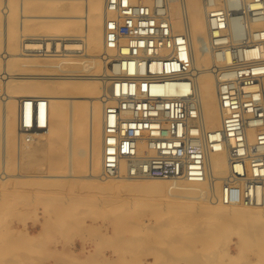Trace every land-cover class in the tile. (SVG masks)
Returning a JSON list of instances; mask_svg holds the SVG:
<instances>
[{"label": "built area", "instance_id": "2783aa9c", "mask_svg": "<svg viewBox=\"0 0 264 264\" xmlns=\"http://www.w3.org/2000/svg\"><path fill=\"white\" fill-rule=\"evenodd\" d=\"M174 0H107L105 45L114 52L103 96L102 176L208 180L209 156L228 153L222 204H264V0H204L221 127L202 117L187 31L174 28ZM48 100L20 102L19 143L47 124ZM45 119L41 121V112ZM257 130L255 139L250 130Z\"/></svg>", "mask_w": 264, "mask_h": 264}, {"label": "bare ground", "instance_id": "6f19581e", "mask_svg": "<svg viewBox=\"0 0 264 264\" xmlns=\"http://www.w3.org/2000/svg\"><path fill=\"white\" fill-rule=\"evenodd\" d=\"M106 1L19 0L14 3L13 0H3L1 2L0 40L2 39L4 43L2 58L5 59L3 66L0 68V102H2V106H0L2 107L3 120L1 139L3 146L7 150L9 142L20 136V133L18 136L16 132L15 115L17 113H15V109L21 96L47 94L51 97L47 112L48 134L57 138L56 159L65 161L64 157L67 153L68 156H66L69 157V160L67 159L66 168L70 165L69 163L78 161L80 163L79 168H81V171L83 169V172L78 174V171H75L67 174L60 171L59 173L42 174L38 177L54 180L67 177L69 179L66 180L71 181L85 179L101 191L172 196L174 197L171 198V200L174 199L173 201L160 202L161 204L157 208L158 213L165 214L166 209L174 207L175 204H178L177 208L192 206L195 212L205 213L204 215H207L208 218L207 216L204 217L210 218V220L213 219L220 225H229L239 229L245 225L259 228L257 230H254L256 228L247 230L246 234L239 233L237 239H228L227 244L223 246V252L221 254L216 253L223 257L224 264L238 262L250 255V251L247 249L250 244H254V251L251 255L261 254L264 251V204L260 206L226 205L219 201L221 184L228 174L227 152H215L209 156V178L203 182L173 179L106 178L102 176V116L105 105L103 96L112 78V60H108V58L114 54L113 51L107 50L105 45ZM137 1L148 2L149 0ZM2 3L3 8H1ZM49 4L56 15H49L52 18L43 21L39 17L46 18L44 17L47 16L45 11ZM63 8L68 9L72 14L62 15L69 13V11H62ZM16 10L19 11V18L23 26L20 30L16 27ZM75 10L80 14H73ZM171 16L176 30L189 33L191 50L188 54L182 51L180 56L183 59L190 58L192 61V68L196 75L197 92L202 103L203 121L208 130H215L221 127L222 117L219 110L218 82L212 71L215 60L213 53L202 47V43L208 40L210 36L204 0H174L171 5ZM79 25L81 26L79 34L68 33L76 30L77 27L79 28ZM260 26L262 27L264 24H260ZM19 47L22 53L18 51ZM24 53L34 55V57H23ZM104 54H106L105 58ZM18 57L20 59L10 63L11 59ZM16 64L31 71L25 73L12 72L11 67ZM68 118L69 126L67 128L66 120ZM44 119L45 111L41 112V121L43 122ZM256 132L257 130H250V140L255 139ZM42 135L44 137L45 134L42 133ZM36 140L37 138L29 144V147L35 148L40 145L36 144ZM66 141H69L67 152L64 148ZM48 144L51 145L50 142ZM21 147L19 146L20 151ZM4 175L8 177L6 173L1 174L0 177L5 179ZM17 177L22 179L25 175L20 172ZM15 197L18 203L22 201L23 196L20 189L17 190V196ZM114 206L119 205L115 203ZM136 206V201L129 203L130 209ZM154 208L156 209V207ZM119 225L121 226V224ZM30 230L32 229L24 224L19 232L26 237L36 236V239L43 236L45 232H49V229L43 223L42 227L34 234ZM13 231L15 232L16 229H12ZM211 231L212 227L207 229V234L209 235ZM214 236H212L213 238L210 237V241H215ZM203 238L207 240L208 237ZM177 243L180 246L179 242ZM202 246H204V250L210 249V245L203 244ZM175 248L173 249L176 250ZM213 248L208 252L212 258L211 261L214 260L213 253L215 251ZM88 249L86 245H83L81 251L89 253ZM20 260L18 261L20 262ZM256 261L257 259L253 262ZM19 262L16 264H21L22 261Z\"/></svg>", "mask_w": 264, "mask_h": 264}, {"label": "rangeland", "instance_id": "374dc122", "mask_svg": "<svg viewBox=\"0 0 264 264\" xmlns=\"http://www.w3.org/2000/svg\"><path fill=\"white\" fill-rule=\"evenodd\" d=\"M2 1L0 0V5ZM18 1L13 0L14 3ZM3 6L2 3L1 8ZM46 8L45 15L47 16H44L46 18L39 17L43 21L52 18L49 15H56L50 4ZM16 11V27L20 30L23 26L19 18V11ZM62 11L68 12L69 10L63 8ZM66 14L70 15L72 12L69 11V13L62 15ZM73 14L79 15L80 12L75 10ZM80 31L81 26L68 33L79 34ZM3 46L4 43L1 39L0 68L5 62V59L2 58ZM18 51L22 53L20 47ZM105 55H103L104 58ZM27 56L34 57V55L24 53L23 57ZM36 56L40 57L42 55ZM18 59L20 58H13L10 63ZM11 68L12 72L25 73L31 71L17 64ZM28 97L47 99V112L50 106L51 97L47 94L21 96L15 109L18 136L19 104ZM1 104L2 102H0ZM1 106L0 175L6 173L8 177L5 175V179L0 177V252L4 251L0 253L2 254L0 255V259H2L0 264L3 262H6L5 264H16L20 258L21 264H36V262L37 264H224L223 257L217 254L223 252V246L227 244L228 239H237L239 233L246 234L247 230H253V228H256L254 230L259 229L256 226L245 225L241 228L246 230L244 232V230L237 227L220 225L213 219H207L208 216L204 215L205 213L195 212L192 206L177 208L178 204H175L174 207L166 209L165 214L158 213L157 208L161 204L160 202L173 201L174 199L171 200V198H174L172 196L101 191L85 179L71 181L66 180L69 179L67 177L56 180L40 178L39 175L59 173L60 171L67 174L78 171L79 174L83 172V169L81 171V168H79L80 163L78 161L69 163L70 165L66 168L69 160L67 153L64 157L65 161L56 159L57 138L48 134V124L45 129H40L37 132L36 144L40 145L32 148V146L29 147V144H19V136L14 141L9 142V147L6 150L1 139L3 130ZM66 125L68 128L69 118L66 120ZM42 133L45 134L44 137H42ZM49 142L51 145L48 144ZM68 142H65V151L68 150ZM19 146H22L21 151ZM20 172L25 175L22 179L17 177ZM16 188L21 190L23 196L22 201H19L20 203L17 202L15 197L18 190ZM129 200L136 201L137 206L130 209L129 203L131 201ZM115 203L119 206H114ZM148 203L149 205H147ZM153 203L155 206H153ZM150 207H156V209ZM204 216H207V218ZM42 223L49 229V232H45L43 236L37 239L36 236L26 237L19 232L25 224L29 229H32L30 232L34 234L42 227ZM118 224H121V226H118ZM211 227L212 231L209 236L207 229ZM12 229H16V231L12 232ZM212 234L215 235V241H210V237L213 238ZM203 237L208 238L206 240ZM78 242L81 245L80 250L78 249ZM203 244L210 245V249L204 250ZM83 245L89 248V253H85V250V252L81 251ZM211 246L214 247L213 250L215 251L213 261H211V255L208 253L212 249ZM247 249H249L250 255H247L246 259L243 258L232 264H242V261L243 264L264 263V251L255 256L254 254L251 255L254 251V244L248 245ZM233 250L235 251L234 245ZM153 259L155 260L153 261ZM256 259L257 261L253 262Z\"/></svg>", "mask_w": 264, "mask_h": 264}, {"label": "crops", "instance_id": "0c3cea01", "mask_svg": "<svg viewBox=\"0 0 264 264\" xmlns=\"http://www.w3.org/2000/svg\"><path fill=\"white\" fill-rule=\"evenodd\" d=\"M19 111H20V104H19ZM18 119H19V114H18ZM103 134V133H102ZM103 137V136H102ZM80 248H81V245H80V243L78 242V249L80 250Z\"/></svg>", "mask_w": 264, "mask_h": 264}]
</instances>
